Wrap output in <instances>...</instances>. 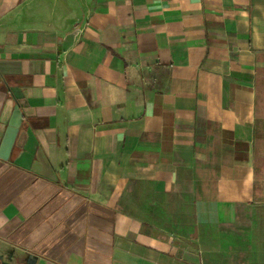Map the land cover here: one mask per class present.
<instances>
[{"label":"crops","instance_id":"0c3cea01","mask_svg":"<svg viewBox=\"0 0 264 264\" xmlns=\"http://www.w3.org/2000/svg\"><path fill=\"white\" fill-rule=\"evenodd\" d=\"M18 98L0 264H264V0H0V147Z\"/></svg>","mask_w":264,"mask_h":264},{"label":"rangeland","instance_id":"374dc122","mask_svg":"<svg viewBox=\"0 0 264 264\" xmlns=\"http://www.w3.org/2000/svg\"><path fill=\"white\" fill-rule=\"evenodd\" d=\"M122 206L126 213L142 220L154 218L162 223L168 221L172 223V219L177 218L182 229L190 223L191 204L186 197L155 193L151 185L147 183L130 187ZM155 207H161L162 210H155ZM177 207L179 212L174 213L173 209L175 208L176 211Z\"/></svg>","mask_w":264,"mask_h":264},{"label":"water","instance_id":"95a60500","mask_svg":"<svg viewBox=\"0 0 264 264\" xmlns=\"http://www.w3.org/2000/svg\"><path fill=\"white\" fill-rule=\"evenodd\" d=\"M77 34L78 31H74L68 34L62 43L61 50L63 51L68 50L73 45ZM18 100H19L18 105L15 107L14 113L8 124L6 133L4 135L0 147V158L2 160H8L10 158L19 130L23 123V112H22L23 103L20 100V98H18Z\"/></svg>","mask_w":264,"mask_h":264}]
</instances>
